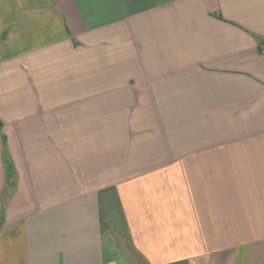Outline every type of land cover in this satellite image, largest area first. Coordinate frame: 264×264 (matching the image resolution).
<instances>
[{
	"label": "crops",
	"instance_id": "crops-1",
	"mask_svg": "<svg viewBox=\"0 0 264 264\" xmlns=\"http://www.w3.org/2000/svg\"><path fill=\"white\" fill-rule=\"evenodd\" d=\"M263 42L264 0H0V264H264Z\"/></svg>",
	"mask_w": 264,
	"mask_h": 264
},
{
	"label": "built area",
	"instance_id": "built-area-1",
	"mask_svg": "<svg viewBox=\"0 0 264 264\" xmlns=\"http://www.w3.org/2000/svg\"><path fill=\"white\" fill-rule=\"evenodd\" d=\"M258 51L261 55H264V42L259 45Z\"/></svg>",
	"mask_w": 264,
	"mask_h": 264
},
{
	"label": "trees",
	"instance_id": "trees-1",
	"mask_svg": "<svg viewBox=\"0 0 264 264\" xmlns=\"http://www.w3.org/2000/svg\"><path fill=\"white\" fill-rule=\"evenodd\" d=\"M7 163V162H6ZM10 170V169H9Z\"/></svg>",
	"mask_w": 264,
	"mask_h": 264
}]
</instances>
